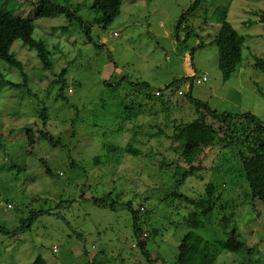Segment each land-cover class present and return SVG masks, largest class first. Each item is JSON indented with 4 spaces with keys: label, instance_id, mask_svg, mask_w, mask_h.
I'll list each match as a JSON object with an SVG mask.
<instances>
[{
    "label": "rangeland",
    "instance_id": "rangeland-1",
    "mask_svg": "<svg viewBox=\"0 0 264 264\" xmlns=\"http://www.w3.org/2000/svg\"><path fill=\"white\" fill-rule=\"evenodd\" d=\"M37 1L0 0L1 11L33 21L54 63L45 71L22 40L12 53L24 74L0 60V264H150L132 210L152 264H176L194 210L184 199L200 198L207 183L220 200L196 233L214 241L236 227L246 245L215 264H264V194L253 198L239 160L205 149L194 163L202 170L185 178L188 166L167 137L198 118L191 98L264 121V73L254 66L264 60V0H122L107 29L94 0H52L82 23L39 18ZM224 10L245 40L227 81L215 43ZM130 142L142 156L126 154ZM109 194L115 210L94 204Z\"/></svg>",
    "mask_w": 264,
    "mask_h": 264
},
{
    "label": "trees",
    "instance_id": "trees-1",
    "mask_svg": "<svg viewBox=\"0 0 264 264\" xmlns=\"http://www.w3.org/2000/svg\"><path fill=\"white\" fill-rule=\"evenodd\" d=\"M36 6L39 18H54L59 15H65L70 20H80L76 11L72 12L55 4L52 0H38ZM121 7L122 0H94L93 3V9L101 15L99 20L104 29L114 23L121 13ZM258 16L260 22L264 23V12ZM182 25L183 22H181L180 27H183ZM34 30L35 26L32 20L0 10V60L18 69L22 74H24V66L12 53V47L17 40H22L26 46L36 50L37 57L45 71L51 70L54 65L47 45L43 41L34 38ZM244 42V38L228 21V13L224 10L221 14L215 43L219 51V69L225 81L230 79L242 61ZM254 66L264 73L263 59H257ZM2 82L3 73L0 67V84ZM57 82L62 86L58 97L63 98L62 92L64 91L65 83L63 80H58ZM179 83L175 82L172 86H177ZM11 85L13 87L20 86L14 83H11ZM159 92L161 93L159 97H162V92ZM153 95L157 97L155 93ZM191 101L197 107L198 118L193 123L174 126L173 134L167 135L172 141L171 146L174 151L181 153V157L185 160L184 163L188 166L184 177L194 176L197 171L202 170L201 167H196L194 163L205 149H217L222 154L228 151V153H231L239 160L240 168L245 175L253 198L261 200L262 194H264V162H262L264 159V121L250 113H218L207 103L192 98ZM159 135L166 134L162 129H159ZM43 136L47 138L46 135H41L40 138ZM36 139H38L36 134L28 130L27 140L31 148L36 144ZM51 143H53V139H51ZM124 150L126 154L132 156L139 157L143 154L131 142ZM96 160L97 163H100V157H97ZM244 160L247 164H251L252 168L250 170L245 168L244 165L246 163L244 164ZM165 166L166 164L164 163L163 167ZM252 175H254L255 182L251 179ZM199 178L204 180L202 177ZM216 192V185L207 183L205 193L200 198L190 199L185 197L184 200L189 205H192L194 210L186 217V225L191 231L186 234L179 247L176 264H215L223 252L238 254L246 248L245 243L240 239L236 227L226 234L224 239L214 241L204 240L196 233L197 230L203 227V220L213 212L216 202L220 200V196H217ZM110 200L111 194L105 198L93 199V202L98 207L115 210L116 202H110ZM132 212L134 235L139 241L138 246L148 262L152 264L147 244L145 239H143L145 232L140 227L138 212L134 210ZM225 221H222L223 227H225ZM33 264L47 263L42 258H37Z\"/></svg>",
    "mask_w": 264,
    "mask_h": 264
},
{
    "label": "built area",
    "instance_id": "built-area-1",
    "mask_svg": "<svg viewBox=\"0 0 264 264\" xmlns=\"http://www.w3.org/2000/svg\"><path fill=\"white\" fill-rule=\"evenodd\" d=\"M205 81H207V78H206V77L203 78V82H205ZM198 83H201V81H198ZM178 94H179L180 96H182V95H183V92H182V91H179ZM155 95H156L157 97H159V96H161V93H160L159 91H157V92L155 93ZM11 207H12V205H8V208H11Z\"/></svg>",
    "mask_w": 264,
    "mask_h": 264
}]
</instances>
